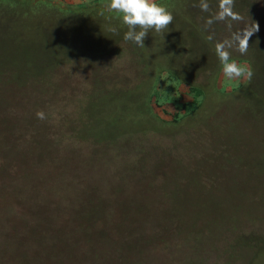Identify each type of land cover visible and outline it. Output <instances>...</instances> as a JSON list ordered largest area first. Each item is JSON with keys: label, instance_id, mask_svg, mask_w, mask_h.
<instances>
[{"label": "rangeland", "instance_id": "1", "mask_svg": "<svg viewBox=\"0 0 264 264\" xmlns=\"http://www.w3.org/2000/svg\"><path fill=\"white\" fill-rule=\"evenodd\" d=\"M243 10L225 41L259 25L245 55L228 49L251 80L211 63L175 67L176 76L164 67L175 40L153 30L134 52L140 64L121 46L105 80L56 62L41 42L36 62L7 53L18 69L0 81V264H186L178 243L196 233L188 260L264 264V0ZM183 177L192 184L170 189ZM175 209H197L195 230H160ZM91 217L92 242L83 235ZM34 226L41 244L27 241Z\"/></svg>", "mask_w": 264, "mask_h": 264}, {"label": "trees", "instance_id": "2", "mask_svg": "<svg viewBox=\"0 0 264 264\" xmlns=\"http://www.w3.org/2000/svg\"><path fill=\"white\" fill-rule=\"evenodd\" d=\"M156 2L165 6L174 17L172 24L162 33L153 30L155 35L161 37L172 34L175 40L174 46L168 55V63L164 67L178 77H180L178 73H181L182 70L178 72L176 69L185 64L194 66L193 64L211 63L219 70L222 66L216 55V44L225 42L227 30L229 29L228 23L231 22H229V17L224 20L216 19L220 12V0H206L207 11L201 9V0H157ZM256 3L257 0H233L231 10L237 14L238 19H241L245 12L243 9H246V12H255ZM107 4L101 1L71 5L55 0H0V81L4 78L5 81H11L16 74V68L18 69V66H16L17 61L6 58L8 52L17 51V54L25 55L27 59L31 56V60L36 62L33 58V54L38 53L36 47L49 51L50 46H53L51 50L56 53V59H58L56 62L67 61L73 64L72 69L79 70L77 72L82 73L89 68L96 72L101 70L100 78L102 80L109 78L108 71L117 63L118 57H121L122 47H125L126 51L132 54L128 57L129 59L139 63L140 56L134 54L137 51V45L123 39L127 26L122 23L119 14L107 10L105 7ZM101 11H103V15H100ZM113 29L115 31H112ZM147 38L148 36L144 42ZM40 42L42 45H36ZM177 45L180 47L176 48ZM31 65L30 69L25 68L28 70L25 72L26 76H31L29 71H33L37 63ZM152 73L153 71L149 72L148 82L152 76L154 77ZM192 88L193 86H191ZM201 93L197 89V94ZM162 181H165V186H169L168 179ZM183 182L185 186L190 185L192 179L183 177L180 180L178 179V182H171L170 185L173 188L170 187V189L177 190L176 188H179ZM89 204L91 203L89 202ZM137 205L139 206V204ZM172 211L170 214L167 213L171 218L170 221H162L161 226L160 222L157 221L160 230L166 232L169 225L175 223L186 226L187 229L195 230L197 227V209L190 212L189 210H176L175 213ZM163 218H166L165 214ZM91 219L94 221L86 224L88 227L85 228L88 231L83 235L92 242L95 239L92 236L97 232L99 223H95L97 218L91 217ZM86 222L88 223V219ZM18 227L20 229V226ZM29 229L26 232L27 241L35 242L36 240L40 242L41 236L39 235V239L37 238L35 226L33 228L29 227ZM126 236L124 240L127 244H137V239L132 234ZM188 238L184 237L178 243L180 251L183 252V256H181L184 257L183 260L186 264H197L193 259L188 260L197 254V233L196 236L193 234ZM103 240L108 241V239ZM66 243L62 242L60 244L58 240L54 247L60 252V248H64L62 246L67 247L68 244ZM69 247H71L70 244ZM86 247H92L89 241ZM18 249L21 248L18 247ZM68 250L70 251V248ZM65 252L59 254H62L63 257H72L73 254ZM122 258L126 259L127 257L120 255V259ZM116 259L118 260V258ZM55 264H70V259L62 258Z\"/></svg>", "mask_w": 264, "mask_h": 264}, {"label": "clouds", "instance_id": "3", "mask_svg": "<svg viewBox=\"0 0 264 264\" xmlns=\"http://www.w3.org/2000/svg\"><path fill=\"white\" fill-rule=\"evenodd\" d=\"M233 0H220V12L217 20H224L228 17L238 19L237 14L232 12ZM107 10L119 14L122 23L127 26L123 39L131 41L139 47H145L144 40L149 30L162 33L173 22V14L156 0H109L105 5ZM200 7L207 11L206 0H201ZM227 9V11H225ZM101 11L100 15H103ZM259 30V25L254 23L243 29L242 32L233 34L229 41L216 44V55L222 66V74L230 80L247 79L251 80L253 72L250 68L240 65L231 57L229 48L235 49L241 55L248 50L249 40ZM112 31H115L113 29ZM38 118L43 119V112L36 113Z\"/></svg>", "mask_w": 264, "mask_h": 264}, {"label": "crops", "instance_id": "4", "mask_svg": "<svg viewBox=\"0 0 264 264\" xmlns=\"http://www.w3.org/2000/svg\"><path fill=\"white\" fill-rule=\"evenodd\" d=\"M55 1L66 3V4H71V5L89 4L95 1H108L109 2V0H55Z\"/></svg>", "mask_w": 264, "mask_h": 264}, {"label": "water", "instance_id": "5", "mask_svg": "<svg viewBox=\"0 0 264 264\" xmlns=\"http://www.w3.org/2000/svg\"><path fill=\"white\" fill-rule=\"evenodd\" d=\"M101 2H103V3H108V1H101Z\"/></svg>", "mask_w": 264, "mask_h": 264}]
</instances>
